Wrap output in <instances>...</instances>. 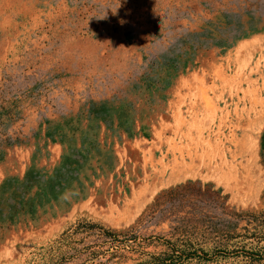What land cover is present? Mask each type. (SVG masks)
<instances>
[{
	"label": "rangeland",
	"instance_id": "obj_1",
	"mask_svg": "<svg viewBox=\"0 0 264 264\" xmlns=\"http://www.w3.org/2000/svg\"><path fill=\"white\" fill-rule=\"evenodd\" d=\"M263 128L264 0H0V264H264Z\"/></svg>",
	"mask_w": 264,
	"mask_h": 264
},
{
	"label": "trees",
	"instance_id": "obj_2",
	"mask_svg": "<svg viewBox=\"0 0 264 264\" xmlns=\"http://www.w3.org/2000/svg\"><path fill=\"white\" fill-rule=\"evenodd\" d=\"M259 150H258V156H259V162L264 167V128L262 129L260 135H259ZM113 164V163H111ZM108 166V165H107ZM112 166V165H111ZM79 195V193H75L74 196ZM68 202V198L66 200V203ZM61 208L60 205L53 206V210Z\"/></svg>",
	"mask_w": 264,
	"mask_h": 264
}]
</instances>
